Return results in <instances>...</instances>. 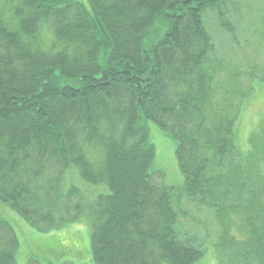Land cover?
Wrapping results in <instances>:
<instances>
[{
    "label": "trees",
    "instance_id": "16d2710c",
    "mask_svg": "<svg viewBox=\"0 0 264 264\" xmlns=\"http://www.w3.org/2000/svg\"><path fill=\"white\" fill-rule=\"evenodd\" d=\"M89 1L94 18L72 0H19L14 27L0 17V200L44 231L91 214L90 264H201L212 234L219 264H264V141L246 153L236 138L253 90L218 79L205 21L218 10L233 33L225 0ZM147 120L177 143L180 189L150 172ZM77 173L110 194L83 204L63 191ZM190 211L204 234L183 224ZM17 248L0 220V264Z\"/></svg>",
    "mask_w": 264,
    "mask_h": 264
},
{
    "label": "rangeland",
    "instance_id": "374dc122",
    "mask_svg": "<svg viewBox=\"0 0 264 264\" xmlns=\"http://www.w3.org/2000/svg\"><path fill=\"white\" fill-rule=\"evenodd\" d=\"M18 1L0 0V17L11 27L16 26L13 16ZM72 1L81 4L88 15L95 17L89 0ZM223 10L225 19L233 24V33L220 22L218 10L207 12L205 21L218 47L216 59V65L219 67L218 79L225 83L249 86V91L253 90L252 95L247 97L250 98L241 103L240 111H242L236 124L237 145L242 152L248 153L253 146H256V144L251 145V137L254 134L257 143L264 141V136L259 133V130L264 131V0H225ZM43 26L42 48L49 53L59 51L62 47L56 44L50 23ZM104 51L105 46L100 53L101 64L104 63ZM235 73H239L237 78ZM73 82L69 81V83ZM145 126L149 132V141L156 149V157L150 172L154 174L162 172L164 185L180 189L183 186V176L176 157V141L166 136L152 120H147ZM72 187L80 190L83 204H91L99 196L110 194L107 183L89 184L78 173L66 174L64 177L63 191ZM203 216L206 217L205 213L196 215L194 211L189 212V215L183 219L188 232L198 229L204 234L208 224L204 223ZM190 219H192L191 224H189ZM0 220L5 221L17 237V264H28L30 261L39 264H90L92 261L91 234L94 220L87 212L74 224L44 231L0 200ZM209 230L214 232L215 228ZM216 239L212 234L208 239L212 243L203 244L201 264H219Z\"/></svg>",
    "mask_w": 264,
    "mask_h": 264
}]
</instances>
